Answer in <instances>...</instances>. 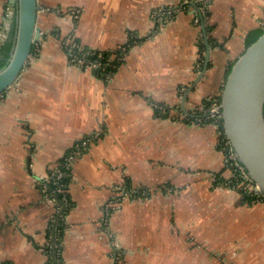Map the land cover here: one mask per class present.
Returning <instances> with one entry per match:
<instances>
[{
    "label": "crops",
    "instance_id": "1",
    "mask_svg": "<svg viewBox=\"0 0 264 264\" xmlns=\"http://www.w3.org/2000/svg\"><path fill=\"white\" fill-rule=\"evenodd\" d=\"M38 2L41 39L0 95V264H52L54 247L62 264H264V202L230 189L219 128L199 120L264 28V0ZM68 36L126 58L87 68ZM88 138L63 205L46 177Z\"/></svg>",
    "mask_w": 264,
    "mask_h": 264
},
{
    "label": "water",
    "instance_id": "2",
    "mask_svg": "<svg viewBox=\"0 0 264 264\" xmlns=\"http://www.w3.org/2000/svg\"><path fill=\"white\" fill-rule=\"evenodd\" d=\"M10 3L9 17L3 28L6 29V25L11 23L13 14L17 16V27L9 62L0 69V95L19 79L42 36L38 14L43 8L38 0H10ZM196 8L202 20V11L200 7ZM5 32L2 33L5 35ZM4 35L0 36V49ZM206 46L204 68L196 81L204 75L210 61L211 46L207 38ZM220 108L225 133L232 148L264 193V32L235 60L227 73L220 93ZM58 201L66 205L62 199ZM61 213L55 222L53 244ZM52 264H56L55 247Z\"/></svg>",
    "mask_w": 264,
    "mask_h": 264
},
{
    "label": "built area",
    "instance_id": "3",
    "mask_svg": "<svg viewBox=\"0 0 264 264\" xmlns=\"http://www.w3.org/2000/svg\"><path fill=\"white\" fill-rule=\"evenodd\" d=\"M189 1L186 0L185 4H187ZM198 21V19H197ZM75 38H71L67 42L66 51L71 57V61L74 63L80 64L82 66H85L87 68L91 69H101L105 70L108 67H116L118 63H122L126 58V46L121 47V51H118L119 54L111 53L106 54L105 50H98V49H91L84 45H82L80 42L76 44L74 42ZM74 42V43H73ZM78 47V50L76 48ZM118 63H114V61ZM210 103L207 108V114L206 116L203 115V117L199 118V120H205V117L208 119H213L214 122H216L218 128L219 123L218 121H222V112L220 108V101L217 98H210ZM205 116V117H204ZM219 134L222 137V132L219 128ZM222 144L228 148V154L226 156V163L229 167L232 168V176L236 177V181L233 180L230 182V189L234 191H241L243 193L251 194L253 195L252 199L250 200L251 203H257V202H264V193L262 192L260 186L250 177L249 173L246 171V169L243 167L242 163L238 159V156L236 155L234 149L231 146L230 140L227 138L226 134L222 138ZM91 144L90 138L84 139L80 141L60 162L46 177V180H62L64 177L68 176L70 174V170H72L73 165L75 164L77 158L88 148V146ZM59 192H64V190L59 187ZM128 191L125 188H120L119 194L116 196L115 199H112L109 206L117 207L120 204V201L127 196ZM107 207V208H108Z\"/></svg>",
    "mask_w": 264,
    "mask_h": 264
},
{
    "label": "trees",
    "instance_id": "4",
    "mask_svg": "<svg viewBox=\"0 0 264 264\" xmlns=\"http://www.w3.org/2000/svg\"><path fill=\"white\" fill-rule=\"evenodd\" d=\"M207 14H209V12H207ZM16 27H17V16L16 15H14V20H13V26H12V29H11V32H10V36H9V40L1 47V49H0V69L2 68V67H4L8 62H9V58H10V53H11V50H12V47H13V43H14V37H15V34H16ZM264 32V28H258V29H256V30H253L248 36H247V38H246V47H245V50H246V48L249 46V45H251L254 41H256L261 35H262V33ZM75 41L74 42H76V44H78L79 42H78V39L76 40V38L74 39ZM73 42V43H74ZM67 47V46H66ZM76 50H78V47L76 48ZM244 50V51H245ZM106 54H110V51H108V52H105ZM111 53H114V52H111ZM114 63L116 64V63H118L117 61H116V59H115V61H114ZM118 65H120V63H118ZM118 65L115 67H112V66H110V67H108L107 69H105V70H107V71H110V70H112V71H114V70H116L117 69V67H118ZM232 65H233V63L231 64V66L229 67V69H228V72L227 73H229V71L231 70V67H232ZM218 98H220V96L218 97ZM205 104H206V107H205V110H203V111H201L200 112V115H205L206 116V114L208 113L207 112V108H208V106H209V100H207L206 102H205ZM204 116V117H205ZM207 118L205 117V120H206ZM207 121H211V122H213V123H216V122H214V120L213 119H208ZM218 123H219V128H220V130H221V132H222V135L223 136H225V129H224V126H223V120L221 121V120H219L218 121ZM223 136H222V138H223ZM220 149L221 150H223L224 151V153H226V156H227V154H228V148H226V146L224 145V144H220ZM72 150V149H71ZM70 150V151H71ZM69 151V152H70ZM68 152V153H69ZM64 159V158H63ZM62 159V160H63ZM62 162V161H61ZM230 170H231V173H232V168L230 167ZM219 176H220V174H219ZM70 179H71V170H70V174L68 175V176H66V177H64L62 180H51V182H50V186H51V189L53 190V192H55L54 194L57 196V198L58 199H64L65 198V190H66V188L68 187V183H69V181H70ZM220 180H222V178L220 179ZM225 180V179H224ZM230 182H232L233 180H235L236 181V177H234V176H230L229 177V179H228ZM228 181V182H229ZM59 187H61L63 190H64V192H59L58 191V188ZM50 189V188H49ZM239 193H241V195L243 196V198H244V200H246V201H250L251 199H252V197H253V195H251V194H247V193H243V192H241V191H238ZM67 195V194H66ZM57 199V200H58ZM65 226L64 225H62L61 226V229L63 230V228H64ZM62 260H61V255H60V252H59V250L56 252V264H62V262H61ZM51 263V258H50V260H49V264Z\"/></svg>",
    "mask_w": 264,
    "mask_h": 264
},
{
    "label": "rangeland",
    "instance_id": "5",
    "mask_svg": "<svg viewBox=\"0 0 264 264\" xmlns=\"http://www.w3.org/2000/svg\"><path fill=\"white\" fill-rule=\"evenodd\" d=\"M185 2H186V0H184ZM189 1V0H188ZM186 6H187V4H185ZM77 11H72V15L75 17L76 15H77ZM200 19V18H199ZM3 27H4V25H3ZM69 40H71V36H68V38L66 39V45H67V42L69 41ZM69 55V54H68ZM70 56V55H69ZM70 59H71V57H70ZM227 136V135H226ZM228 138V137H227ZM222 140V137L220 136V143L222 144V142L223 141H221ZM227 164V163H226Z\"/></svg>",
    "mask_w": 264,
    "mask_h": 264
},
{
    "label": "flooded vegetation",
    "instance_id": "6",
    "mask_svg": "<svg viewBox=\"0 0 264 264\" xmlns=\"http://www.w3.org/2000/svg\"><path fill=\"white\" fill-rule=\"evenodd\" d=\"M15 15V14H14ZM13 20H14V18H13ZM219 101H220V98H217ZM209 103H210V100H209ZM207 120V119H206Z\"/></svg>",
    "mask_w": 264,
    "mask_h": 264
},
{
    "label": "bare ground",
    "instance_id": "7",
    "mask_svg": "<svg viewBox=\"0 0 264 264\" xmlns=\"http://www.w3.org/2000/svg\"><path fill=\"white\" fill-rule=\"evenodd\" d=\"M229 139V138H228Z\"/></svg>",
    "mask_w": 264,
    "mask_h": 264
}]
</instances>
